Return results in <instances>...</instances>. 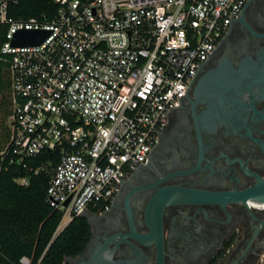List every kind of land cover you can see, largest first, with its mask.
Listing matches in <instances>:
<instances>
[{"label":"built area","instance_id":"obj_1","mask_svg":"<svg viewBox=\"0 0 264 264\" xmlns=\"http://www.w3.org/2000/svg\"><path fill=\"white\" fill-rule=\"evenodd\" d=\"M249 1L52 0L40 17L15 19L19 0H0L1 53L11 57L5 153L23 163L59 152L47 190L62 213L53 240L75 217L110 210ZM21 30L50 35L14 47Z\"/></svg>","mask_w":264,"mask_h":264},{"label":"flooded vegetation","instance_id":"obj_2","mask_svg":"<svg viewBox=\"0 0 264 264\" xmlns=\"http://www.w3.org/2000/svg\"><path fill=\"white\" fill-rule=\"evenodd\" d=\"M249 63L264 73V0L247 3L198 72L182 105L172 112L148 162L122 185L109 211L93 215L90 242L99 238L105 244L119 234L127 235L110 243L111 260L120 264L262 263L264 208L258 203L249 207L242 201L169 203L163 213L161 254L155 238L141 243L129 236L130 219L138 235L151 234L146 212L160 189L179 186L242 193L264 180L263 118L249 109L247 126L237 133L226 126L214 131L201 124L214 95L198 90L199 81L225 64L247 68ZM241 99L253 102L264 116V75L260 86Z\"/></svg>","mask_w":264,"mask_h":264},{"label":"trees","instance_id":"obj_3","mask_svg":"<svg viewBox=\"0 0 264 264\" xmlns=\"http://www.w3.org/2000/svg\"><path fill=\"white\" fill-rule=\"evenodd\" d=\"M52 0H19L10 9V16L37 18L49 11ZM7 32L0 25V264H23L29 258L32 264H68L67 258L82 255L91 238L92 228L85 217L73 221L53 240L62 219L47 203L49 183L37 170L53 175L58 165L59 152L45 151L23 163L12 162L5 153L11 143L12 89L10 56L1 53ZM27 179L28 185L17 183Z\"/></svg>","mask_w":264,"mask_h":264},{"label":"water","instance_id":"obj_4","mask_svg":"<svg viewBox=\"0 0 264 264\" xmlns=\"http://www.w3.org/2000/svg\"><path fill=\"white\" fill-rule=\"evenodd\" d=\"M49 35L50 32L44 30H21L15 34L12 45L14 47L40 46L46 41ZM249 64L250 65L247 66V68H243L242 65L239 68H235L231 64H225L199 81L197 85L198 90L206 93L210 92L214 95V101L210 107L211 109L204 114L205 117L201 123L204 129H213L215 131L220 126H226L230 132L237 133L246 128V118L249 114V109H251L255 115L264 119L263 113L256 110L253 102L245 103L241 99V96H243L244 93L252 92L260 86L264 75L263 72L258 71L254 63ZM195 80L196 78L191 87ZM39 176L47 183L51 180V176L43 170L40 171ZM223 201H242L247 207H249V203H258L260 206H264V180L259 179L256 186L242 193H214L186 189L179 186L160 189L154 199L150 202L146 212V219L151 228V234L147 236L138 235L135 232L133 222L130 219L132 233L129 236L136 238L141 243L152 241L155 238L158 243L159 253L161 254L162 221L166 205L169 203H205ZM93 215L94 213L87 211L80 217H85L92 227ZM114 238H119V241L121 242L127 238V235L119 234ZM114 238L109 239L105 244L99 242V238H94L89 243L86 252L83 255L75 258H67L65 262L68 264H120V262H115L110 259L111 253L114 250H111L109 245Z\"/></svg>","mask_w":264,"mask_h":264},{"label":"rangeland","instance_id":"obj_5","mask_svg":"<svg viewBox=\"0 0 264 264\" xmlns=\"http://www.w3.org/2000/svg\"><path fill=\"white\" fill-rule=\"evenodd\" d=\"M11 119L8 120V124L10 125ZM261 264H264V258Z\"/></svg>","mask_w":264,"mask_h":264},{"label":"bare ground","instance_id":"obj_6","mask_svg":"<svg viewBox=\"0 0 264 264\" xmlns=\"http://www.w3.org/2000/svg\"><path fill=\"white\" fill-rule=\"evenodd\" d=\"M258 207H260V208H262V209L264 208L263 206H258Z\"/></svg>","mask_w":264,"mask_h":264}]
</instances>
